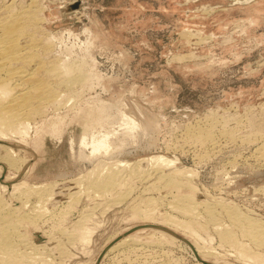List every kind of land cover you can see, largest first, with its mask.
Segmentation results:
<instances>
[{
  "label": "rangeland",
  "instance_id": "rangeland-1",
  "mask_svg": "<svg viewBox=\"0 0 264 264\" xmlns=\"http://www.w3.org/2000/svg\"><path fill=\"white\" fill-rule=\"evenodd\" d=\"M2 1L9 3L10 0ZM19 1L27 4L31 0H11L18 3L16 6L20 5ZM38 3L45 17L41 25L54 50L51 53L84 62L90 76L84 86L74 87L78 90V96H74L78 100H64L57 111L48 109L49 116L63 114L61 121L53 119L59 121L54 123L56 126L45 121L49 127L41 124L38 134L33 128L27 142L20 135L0 137V165L4 166L0 169V181L6 185V189H0V196L14 207L13 214L18 207L22 210L20 213H25L22 221H17V229L31 242L44 246L40 249L43 253L38 252L42 256L34 259L38 261L36 264H90L110 240L128 227L153 220L131 218V207L140 198L141 206L155 209L156 221H161L158 219L161 214L188 219L192 213L179 211L183 205L173 199L193 191L191 196L197 197L193 200L201 202L194 208L201 213L199 220L195 218V227L201 234L196 241L207 243L221 253L217 259L219 264H261L241 254L242 246L239 250L231 240H221L220 230L226 227L234 240L264 258V241L255 243L246 235L247 224L235 218L238 214L240 218L264 223V159L255 151L256 144L264 143V0H38ZM74 100L81 105L73 103ZM101 108L108 118L98 121L88 115L94 111L93 116H97ZM74 109L81 114L75 117ZM68 115L74 120L79 118V122ZM80 116L89 120L87 128L85 120L80 123ZM82 124L87 129L84 145L80 144ZM204 132L217 138L215 150L211 141H199L198 136ZM33 134H37L36 141ZM183 135L192 138V142ZM103 137L108 147L106 152L101 148L91 153V142ZM1 144H11L18 151L20 160L24 161L19 164L20 169L8 166L2 158L5 149ZM197 152L201 155L196 156ZM155 154H164L176 162L165 166L164 171L151 168L150 164H145L149 169L143 165L146 170L143 167L134 172L122 169L120 177L122 174L125 177L120 181L123 177L130 181L124 179V184L111 185L110 193L98 190L101 195H95L97 187L90 182L97 179L104 162L108 166L111 161L112 164L115 160L133 162ZM175 167H189L194 172L192 176L181 174L182 177L171 174L177 179L176 187L161 172L168 173ZM14 173L16 176L6 177ZM19 180H23L24 184L20 185L23 189L19 186L21 190L18 187L11 193L8 186ZM42 183L47 190L44 186V189H32L33 185ZM191 184H194L192 188ZM27 186L31 190L25 189ZM148 196L154 200L147 202ZM186 201L185 198L182 203ZM204 202L207 207L211 206L207 212ZM8 204L0 211H9ZM88 212L90 216L85 214ZM82 217L88 218L89 223L98 221L90 240L84 244L78 242L73 230L75 222ZM259 231L264 235V227ZM149 232L148 229L138 231L137 241L130 244L132 248L128 244L129 247L120 245L105 253L99 264H196L184 247L161 241L156 234L151 237ZM15 258L22 261L21 255Z\"/></svg>",
  "mask_w": 264,
  "mask_h": 264
},
{
  "label": "bare ground",
  "instance_id": "bare-ground-1",
  "mask_svg": "<svg viewBox=\"0 0 264 264\" xmlns=\"http://www.w3.org/2000/svg\"><path fill=\"white\" fill-rule=\"evenodd\" d=\"M1 1L2 0H0V137L1 136L3 137V136H18V135H20V139H22L23 141H26L28 139V137L31 135L30 133H31V131H32L33 128L35 129V131L33 129L34 133H37L38 134L39 130L41 131V129H39V126H42L43 124L45 125L46 122L47 123H52L51 124L52 127H54V125L56 126V124H54V123L55 122H59V121H56V120H60L61 118H63V116H62L63 114L60 113L61 114V117H59L58 115H60V114H58V112H57L56 113L57 116L55 115V117H54L53 116V113L49 116L48 114L51 111L49 112L48 109L50 108V110L57 111L63 105V103H65L64 100H71V99L76 98L74 96L75 95L78 96L77 95L78 90L75 89L74 87H82V86H84L86 84L87 79L90 76V73H89L88 69L86 68L84 62H75L77 59L74 60V61H72V60L71 61L70 60H66V59H63V58H59L58 57V55H59L58 53H57L58 54L57 56H54L51 53V50H53V49H51V45H50V42H49V39H48L49 37H46L47 34L45 36V31H44V29H43V27L41 25L42 24L41 22L43 20H45L44 19L45 17L42 15V11L43 10H42V7L39 6L38 0H36V2H35V0H31V1L27 2V4H21L22 1L21 2L19 1L20 2V5H17V6H16V4H18V3L15 4L14 3L15 1L14 2H11V0H10L9 3H6L5 1L4 2L2 1L3 3H1ZM65 98H67V99H65ZM75 100L73 101V103L75 102ZM82 100L79 99L80 102ZM68 102L70 103L71 101H68ZM83 104H84V101H83ZM83 104H82V106L84 107ZM66 105L67 104H65L64 107H67ZM77 105H79V104H77ZM74 106H75V104H74ZM97 106L98 105H96V107ZM72 108H74V107H72ZM88 108H90V107H88ZM94 108L95 107L93 106V109ZM79 109H80V107H79ZM63 110H65V108ZM71 110L72 109H70V112H72ZM84 110L85 109H83L82 111H84ZM88 110H86V111H88ZM103 110H104V108H101L98 111V114L95 113L97 116H93L94 115V111H89L88 112V115L91 114L92 117H93V119H97L99 121L103 117H107L106 114H103L104 113ZM78 111L81 112V109L78 110ZM78 111L75 110L74 114L76 116L73 114L75 117H77V115L79 116V113L80 112L78 113ZM60 112H62V110ZM70 112H69V114H70ZM66 113H68V112H66ZM82 113L85 114V111L82 112ZM84 114L81 115V116L82 117L85 116ZM213 115H207V116H209L211 118V116H213ZM81 116H80V119L82 118ZM68 117L71 118L69 115H68ZM89 117H91V116H89ZM86 118H84V119L82 118L80 123H82L83 120H85L84 123L86 122L85 125H86V128H87V121H89V120H86ZM205 118H207V117L205 116ZM53 119H56V120L53 121ZM71 119L73 121L77 120L79 122V118H77V119L74 120V118L72 117ZM90 119H92V118H90ZM93 119L90 120V124L93 121ZM51 120L53 122H50ZM204 120L206 121V119H204ZM204 120H202L203 123H204ZM198 121H201V120H198ZM209 121H210V119H209ZM78 122H76V123H78ZM206 122H208V121H206ZM213 122H215V120H213ZM80 123H78V124H80ZM130 124H131V126H134V123H133L132 120L130 121ZM206 124L208 125V123H206ZM46 125H48V124H46ZM46 125L44 126V128L46 127ZM200 125H202V124H200ZM81 126H83V124ZM204 126L206 127V125H204ZM48 127H49V125H48ZM213 127H214V125H213ZM208 128H210V127H208ZM225 128H228V127H225ZM205 129H207V128H205ZM86 130L87 129H85V127H84V130H82V132L83 131L84 132H83V134L81 136V139H80V144L81 145H84L85 144L84 135L86 133ZM213 131H211V133ZM228 131H230L229 128H228ZM194 132H195V130H194ZM40 133H39V135H40ZM192 133H193V131H192ZM192 133H190V135ZM224 133H225V131H224ZM37 134L36 135L33 134L35 136L33 141H36L37 140ZM228 134H229V132H228ZM187 135H183L184 138ZM195 135H197V134H195ZM210 136H211L210 132L209 133L204 132L203 135L201 134L198 137H199V141L200 142L201 141H207V140L208 141H211L210 144H212V148L214 149V147L216 148V146H217L216 145L217 144V138L210 137ZM229 136H232V135H229ZM246 136L249 137V135H247V134H246ZM226 137H227V135H226ZM248 137H247V139H248ZM253 137H255V136H253ZM256 137H258V136H256ZM30 138H32V136ZM187 138H188V136H187ZM258 138H261V137H258ZM188 139L190 140L192 138H188ZM0 140H1V138H0ZM263 141H261V142H263ZM194 143H195V145H197L196 142H194ZM223 143L224 142H222V144ZM205 144L208 145L207 142ZM1 145L5 149V155H3L2 158L6 161V163L8 164V166H15V167L19 168L20 167L19 164L23 160H20L21 157L19 158L18 151L15 150L11 146V144H9V145L1 144ZM190 145L191 144H189V146ZM200 145H203V144H200ZM206 147H208V146H206ZM101 148L102 149L104 148V151L105 152H106V150L108 148L107 147V144H106L105 137L100 138V139H97V140L91 142V153L97 152ZM195 148H197V147L195 146ZM203 149H204V147H203ZM203 149H201V150H203ZM209 151H208V153H209ZM255 151L257 153H259V155L262 156L263 159H264V143H261V144H258V145L256 144ZM200 153H201V151H200ZM199 154L197 152L196 156L199 155ZM253 156L255 158V155L254 154H253ZM245 159H246V157H245ZM256 159H253V160H256ZM111 162L110 163L107 162L109 168H108V166H106L107 165L106 162H104L105 165L103 164L100 167L101 168L100 169L101 171L99 172V174H98L99 176H97V179L94 180L93 183H92V181L90 182V184H95V185H93V187L94 186L97 187L96 188L97 189V192L95 193V195L98 194V197H99V194L101 193V192L98 193V190L107 193L108 190L110 189V187H112L113 185H115V183H120L121 182V184L122 183L124 184V182H125L126 179L124 178L125 176L123 174H122V176H124V177H123L122 180H124V179L125 180H124V182L122 180L120 181V179L122 177V176L120 177V173H121L120 171L122 169H129L130 171L132 170L134 172L136 170V168H142L143 165L145 166V164H150L151 165V168L153 166L156 169L157 168H159V169L161 168V170H163V168L165 166H168L169 167L171 165H174V163L176 161H175V159H173L171 157H168V156H166L164 154H155V155H150V156H147V157L138 158L136 161H133V162H129V161H126V160H115L113 162V164ZM111 164L113 165L112 167H111ZM2 167H4V166H2ZM2 167L0 165V169ZM105 168H108V170H106ZM149 168H150V166L148 167V169ZM104 170H106V172H107L106 174H103L105 172ZM163 171H161V172L164 175L167 176V179L169 178L170 182H172V183L175 184L174 185L175 187H176V183H177L176 180L177 179H176V177H175V179H173L174 178L173 177L174 174H177V175L178 174H180V175L181 174L191 175L192 173H194L193 172V169L191 170V168H189V167L188 168L187 167H183V168H177V167H175L172 171H170L168 173L167 172H163ZM138 172L144 173L142 170H139ZM128 173L129 172H127V174ZM130 174H132V173H130ZM171 174H173V175L171 176ZM141 175L139 173V176H141ZM162 175H160V176H162ZM14 176H16L15 173L13 174V176H10V175L7 176L6 175V177H14ZM132 176H133V174H132ZM132 176H129V177H132ZM174 176H176V175H174ZM191 176H190V178H191ZM6 177H4V178H6ZM179 177H182V175L179 176ZM185 177L187 178L188 176H185ZM138 178H140V177H138ZM163 179L164 178H162V180ZM167 179H164V180H167ZM127 180L130 181V178H127ZM187 180H189V178ZM140 181H141V179H140ZM183 181H182V185L185 184ZM2 183L3 182L0 181V189H6V185H4ZM22 183H23V180L16 181V182H14V183H12L11 185L8 186V190H10L11 193H12L16 188L18 189V187L20 185H22ZM56 183H55V186H56ZM151 184L152 183H150L149 185H151ZM44 185L45 184H43V183L42 184H36V185H33V188L32 189H35L34 187H42ZM164 185H166V184H164ZM192 185H194V184H191L190 185L191 188H192ZM87 186L90 187L91 185L87 184ZM190 186H188V187H190ZM20 187H19V189H20ZM47 187L49 188V186H47ZM58 187H60V185H58ZM177 187H179V186H177ZM27 188H28V186L25 189H27ZM90 188H92V187H90ZM191 188H190V190H191ZM21 189H23V188L21 187ZM28 189H30V188H28ZM45 189L47 190L46 187H45ZM170 189L171 188H169V190ZM194 189H195V187H194ZM187 190H188V188H187ZM35 191H36V189H35ZM49 191H50V189H49ZM52 191H53V187H52ZM52 191L50 193H52V195H53V192L54 191L53 192ZM192 191H193V189H192ZM41 192H43L45 194V192H47V191H45V192L44 191H41ZM168 192H170V191H166L167 194H170ZM28 193H29V191H28ZM76 193H77V191H76ZM108 193H110V192H108ZM192 193H190V195L187 194V193H185L183 196H178V197L174 196L175 199H173V201L174 200H177L176 202H179L181 205H183V206H181V208H180L179 211H181L182 213H184V212H188L189 213V211H190V213L193 214V215L192 214H189L192 217H189L188 219L180 218V217H178L176 215H172V214H161L160 217L157 215L159 217L158 219H161V221L160 220L156 221L157 219L153 215V212L155 211V209L153 211V208H145V207L141 206L142 205L141 203H143L142 202L143 200L140 198V201H138L137 203H134V205H132V207H131L132 208V211L130 213L131 218H140V219L144 218V219H153V220H151V222L149 221L150 223L147 222V223L137 224V225L128 227L125 230V232L121 233L120 235H117L112 240H110L104 246V248H103L101 254L98 256V258L94 259L90 264H99V262L101 260V257L105 253H109L113 249L115 250L120 245L124 246L123 244H126V245L127 244L128 245L134 244L135 241H137V237H135V234L138 231H140V230H146V229H148L150 231L149 233H151L150 234L151 237H152V234L153 235L156 234V235H159L160 236L161 241H165L166 240V241H169V242H174V243H177V244L181 245L182 247H184L189 252V255L192 258H194V260L196 261L195 262L196 264H219L217 259H218L219 256L221 257L222 254L219 253L213 246H211V245H209L207 243H199L195 239V238L201 237V234L199 232V229L197 227H195V224H196L195 223V218H197V220H199L198 219V215L200 217V214H201V213L197 212L199 209L196 210L197 207H195V206L197 204H199L197 206H200L201 205L200 204L201 202L199 201L200 203H198V199L196 201H195V199L193 200V198L196 197V196H194V197L191 196ZM20 194H22V193H20ZM171 194H173V193L171 192ZM1 196H0V208H4L5 209L6 208V204H8V201L5 202L6 201L5 199H4L5 201H3V199H2ZM24 196L26 197V195H24ZM49 196H50V194H49ZM102 196H103V193H102ZM45 197H46V195H45ZM122 197H124V195ZM184 197L188 200V202L186 201L187 203H182V201L185 199ZM22 198H23V196H22ZM160 198H162V197H160ZM164 198H166V196H164ZM28 200H29V198H28ZM28 200H26V201H28ZM152 200H154L152 197H150V196L147 197V202L152 201ZM189 200H190V202H189ZM39 201L41 202V200H39ZM53 201H55V199ZM218 201H220V200H218ZM40 202H38V203H40ZM24 203H26V202H23V204ZM38 203H36V204H38ZM27 204L28 203H26V205ZM207 204H209V201H208ZM207 204L204 202V206L206 207V209H204L205 207H203V209L206 210V212H207V210H210L211 209L210 208L211 206L209 207V205H208V207H207ZM32 205H34V204H32ZM35 205H34V207H35ZM9 206L10 205L8 204L7 207L9 209V211H7V210L6 211L4 210L5 212L0 211V264H36V262H38V261L35 262L34 259L37 258L38 255L39 256H42V255L38 254V252L41 253L42 251L40 249L41 248L43 249L44 246L43 245L39 246V245L31 242V240H28L25 237L24 233L21 230H18L17 229V225L16 224L19 223L17 221L20 220L21 217L24 216L25 213L24 214L23 213H20L22 210L20 209V207H18L19 210H18V208H16V209L18 210L17 211L18 214H21V216H19V218H15V215H18V214H17V212H15V214H13L11 211H13V208L14 207L10 206V208L12 207V209H10ZM41 206H42V202H41ZM176 208H179V207H176ZM194 208H196L195 209L196 210V213L194 212L195 211ZM207 208H209V209H207ZM43 211H45V210H43ZM52 211H54V210H52ZM200 212H201V210H200ZM225 212H226V209H225ZM6 213H8V214L5 215ZM11 214L13 215V217L10 216ZM44 214H46V213H44ZM50 214H53V213H50ZM85 214H89V212L88 213H85ZM184 214H186V213H184ZM56 215L58 216V214H56ZM229 215L230 214L228 213L227 217L231 219V217ZM89 216H90V214H89ZM89 216H88V218H89ZM231 216H234V215H231ZM236 216H237V217H235L236 220H238V221L243 220L244 221L243 223L247 224V227L249 229V230H247V233L243 230V232L246 233V235L248 234V236L252 240H254L255 243L264 241V235L262 234V232L259 231L260 229H262L264 227V223L263 222L260 223L259 220H257V219L251 220L252 218L249 219L248 217L247 218H245V217L240 218L241 216L238 217L239 216L238 214ZM52 217L50 216V218H52ZM60 217L62 218V216H60ZM84 217H82V218H84ZM56 218H58V217H56ZM82 218L81 219H78L77 222H75V224H74L75 227H74V229L73 228L72 229L74 230V232H76L78 242L80 241V243L84 244V243H86V242H88L90 240L91 234L94 231V229L97 227L98 221L96 222V221L93 220L94 222H96L94 224V223H89L88 222L89 221L88 218H84V219H82ZM58 219H60V218H58ZM209 219H211V218H209ZM232 219H233V217H232ZM21 221L22 220H20V222ZM143 225H153L154 227L153 226H151V227H145ZM216 225H219V224H216ZM136 226H143V227H139V228H137L135 230L133 229V230H130L129 231V229H132V228H134ZM217 228H220V225ZM225 228L226 227H224V231H222L223 230V226H222V228H221L222 230H220V238H221V240L223 238H227L228 240H231L232 245H237L236 247L239 250H240V246H242V250L243 251L241 252V254L249 257L253 261H257V262L259 261L258 263L264 264V258H260V256L257 253V251L256 252L255 251L254 252H252V251L250 252L244 243H240V242L234 240V238H233L234 236L232 235V233H230L229 231H227L228 230L227 228L225 230ZM72 229H71V232H73ZM215 230H218V229L215 228ZM218 233H219V230H218ZM75 238H76V236H75ZM183 239H185L186 242ZM71 240H73V238H71ZM128 245H127V247H129ZM130 247L132 248L131 245H130ZM133 247H136V246L133 245ZM27 248H30V249L27 250ZM135 249H137V248H135ZM65 252H67V251H65ZM36 254H37V256H36ZM15 255H21L22 261L19 262V261L15 260L16 259L15 258ZM46 256H47V254H46ZM212 256L215 257L214 260H211L210 259V257H212ZM47 258H49V257H47ZM40 259H42V258H40ZM45 260L46 259L44 258V261ZM46 263H44V264H46ZM146 263L147 262H145L143 264H146ZM140 264H142V263H140Z\"/></svg>",
  "mask_w": 264,
  "mask_h": 264
},
{
  "label": "water",
  "instance_id": "water-1",
  "mask_svg": "<svg viewBox=\"0 0 264 264\" xmlns=\"http://www.w3.org/2000/svg\"><path fill=\"white\" fill-rule=\"evenodd\" d=\"M143 226H145V227H151V226H153V225H143ZM143 226H136V227H134V228H132V229H129V231L130 230H135V229H137V228H139V227H143ZM154 227V226H153ZM185 242H186V240L185 239H183Z\"/></svg>",
  "mask_w": 264,
  "mask_h": 264
}]
</instances>
